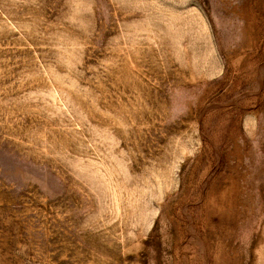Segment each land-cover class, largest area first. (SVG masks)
Segmentation results:
<instances>
[{
  "label": "rangeland",
  "instance_id": "374dc122",
  "mask_svg": "<svg viewBox=\"0 0 264 264\" xmlns=\"http://www.w3.org/2000/svg\"><path fill=\"white\" fill-rule=\"evenodd\" d=\"M0 264H264V0H0Z\"/></svg>",
  "mask_w": 264,
  "mask_h": 264
}]
</instances>
